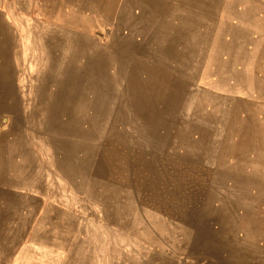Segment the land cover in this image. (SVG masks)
<instances>
[{"label":"rangeland","instance_id":"rangeland-1","mask_svg":"<svg viewBox=\"0 0 264 264\" xmlns=\"http://www.w3.org/2000/svg\"><path fill=\"white\" fill-rule=\"evenodd\" d=\"M261 35L264 0H0L4 71L13 67L20 93L15 109L0 96V132L19 125L43 158L53 153L44 147L45 112L38 106L51 94L46 133L72 137L64 136L65 149L84 157L78 191L57 177L65 192L53 202L63 211L47 209L44 219L30 223L28 201H15V242L21 243L15 258L43 264L223 261L219 247L206 246L235 243L244 222L237 208L226 206L224 194L232 192L213 191L212 174L224 162L264 169V58L248 52L252 41L264 50ZM233 38L241 42L235 58L228 55ZM235 63L253 76L238 87L245 85L249 97L204 91V75L222 74ZM43 87L46 95L35 91ZM62 93L67 104L59 102ZM76 101L83 122L68 109ZM52 145L60 148L57 140ZM11 208L0 207V218ZM28 229L35 232L32 242ZM7 241L0 238V259L12 260ZM33 241L46 253L22 252ZM256 247L253 261L264 264V239Z\"/></svg>","mask_w":264,"mask_h":264},{"label":"crops","instance_id":"crops-1","mask_svg":"<svg viewBox=\"0 0 264 264\" xmlns=\"http://www.w3.org/2000/svg\"><path fill=\"white\" fill-rule=\"evenodd\" d=\"M250 36L251 34L243 35L244 39ZM239 39L233 38L229 42V46L233 49V51L228 52L230 57L235 58L237 55H240L237 52L241 45V42L238 41ZM259 45L264 46V44ZM251 49L248 51L249 53L258 55L255 59L264 58L262 57L264 56V50L258 49L254 41H252ZM248 52H246L247 55ZM4 57V46L0 40L1 101L2 104H10L11 109H15V95L20 93L18 90H15V73L13 69L11 70L13 67H8L7 72L4 71V66L7 62ZM220 57L223 58L224 54H221ZM237 66L238 63H235L233 66L230 65L227 71L219 75L211 73L204 75V91L215 98L237 97L238 95L249 97V92L242 91L245 85H241V90L238 87H240L241 79L248 77H252L253 79V76L248 74V69L238 71ZM258 76V73H256L255 77L257 79H259ZM36 89L35 91L38 93L42 91L44 95L49 92L45 87L43 89ZM62 95L63 99H60L59 102L67 104L69 99H65L66 93H62ZM50 96L51 94H49V101H46L45 98L43 100L39 98L38 106L40 107L39 109H43L45 112L43 131L48 136V142L44 144V147H49L47 149L49 151L53 149V153H49L47 157L43 158L39 145L34 141V137L26 134L27 131L23 130L22 127L17 128L19 125L10 124L5 131L0 132V207H12L11 210L7 211V214L0 218V238L10 240L5 243V247L8 250V255L11 253V256H13L12 260H9L8 256L6 259H0V264H9L10 261L14 264H43L45 262L40 259H29L25 263L22 259L18 260L19 256L15 258V252L21 249V243L15 242V238H19L18 232H15V201L16 203L22 201V199L28 201V206L34 214L33 217L29 216L32 219L30 223H35L37 217L45 218L44 211L47 209L54 208L58 211H63L60 202H53V198L60 201V198L57 197L61 192H65L57 181V177L62 181L74 185L77 191L83 183V153L80 150H71L69 152L65 149L66 140L64 136L68 139L72 137L66 134L52 137L50 133H46V131L50 130L49 127L52 126V120H48L51 118L50 112L52 110ZM66 108L67 106L65 105ZM70 108L79 112V116L77 114L76 118L80 122H83L84 115L81 113L83 110L82 104L80 103L79 105L76 101L75 107L70 105L68 109ZM61 132H64V129H61ZM65 133H67V129H65ZM79 135L80 139L84 137L82 134ZM79 138L75 137L73 143L80 144L81 140ZM54 140L59 141L60 144V148L57 150L52 145ZM239 164L241 163L232 166L233 163H218V170L215 168L212 174V182L215 184L213 191L232 192V194H224L226 206L237 208L235 212L240 211L242 213L244 222L242 238H239L235 243H231L227 239L223 242L221 239L219 243L214 241L212 244L208 243L207 246L205 245L206 248L210 249L219 247V254L225 256L223 261L215 262L214 264H255L253 260L259 256V251L256 247L257 242L260 239H264V169L247 167L248 170H245ZM213 195L215 194L213 193ZM221 218L225 220L224 215ZM30 226L29 228L33 229ZM32 229H28L25 235L29 242H32L31 235L35 233ZM45 249L33 241L22 252L30 251V253L41 256L46 253L42 252ZM51 251L53 252L47 251L50 256L56 255L55 250ZM18 255H20L19 252ZM46 264L54 263L47 262Z\"/></svg>","mask_w":264,"mask_h":264}]
</instances>
